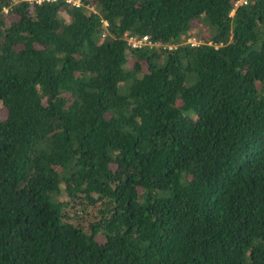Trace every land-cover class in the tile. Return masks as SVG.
Instances as JSON below:
<instances>
[{"label": "trees", "instance_id": "16d2710c", "mask_svg": "<svg viewBox=\"0 0 264 264\" xmlns=\"http://www.w3.org/2000/svg\"><path fill=\"white\" fill-rule=\"evenodd\" d=\"M235 1L0 0V264H264V0Z\"/></svg>", "mask_w": 264, "mask_h": 264}, {"label": "built area", "instance_id": "2783aa9c", "mask_svg": "<svg viewBox=\"0 0 264 264\" xmlns=\"http://www.w3.org/2000/svg\"><path fill=\"white\" fill-rule=\"evenodd\" d=\"M25 1H27V2H34V3H39V2H41V1H43V0H25ZM49 1H50V0H49ZM63 1H64V3H65L66 5L71 6V7H78V6L80 5L79 0H63ZM246 2H247V0H236L235 3H234V5H238V4L246 3ZM141 39H142V40H145L146 37L143 36ZM128 40H129V42H130L132 45H135V44H138V43H139V41H135V40L132 39V38H128Z\"/></svg>", "mask_w": 264, "mask_h": 264}, {"label": "rangeland", "instance_id": "374dc122", "mask_svg": "<svg viewBox=\"0 0 264 264\" xmlns=\"http://www.w3.org/2000/svg\"><path fill=\"white\" fill-rule=\"evenodd\" d=\"M59 16L62 20L67 21L68 20V16L66 15V13H64L63 11H61L59 13ZM103 25H105V23L103 22ZM196 36V35H195ZM190 41V40H188ZM5 116V109L3 107H0V117L3 118Z\"/></svg>", "mask_w": 264, "mask_h": 264}]
</instances>
